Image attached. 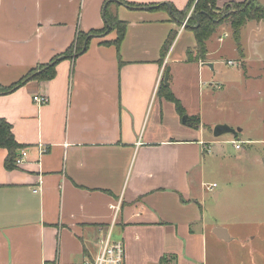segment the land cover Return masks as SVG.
<instances>
[{
	"label": "crops",
	"instance_id": "0c3cea01",
	"mask_svg": "<svg viewBox=\"0 0 264 264\" xmlns=\"http://www.w3.org/2000/svg\"><path fill=\"white\" fill-rule=\"evenodd\" d=\"M124 1L134 5L0 0L1 86L63 54L78 31L102 29L105 9L125 22L118 48L115 30L92 35L82 53L60 55L51 79L0 93V118L11 126L17 153L27 152L22 165L6 169L0 147V264H84L108 230L124 245L123 264H208L233 239L219 238L204 212V189L219 197L202 181L203 143L210 140L180 93L194 64L199 74L204 65L214 69L209 38L205 59H188L194 34L192 42L185 32L191 28L180 29L171 6L182 11L189 0ZM170 31L174 39L162 56ZM167 67V87L188 120L198 116V126L183 122L160 93ZM35 94L48 101L38 106Z\"/></svg>",
	"mask_w": 264,
	"mask_h": 264
},
{
	"label": "rangeland",
	"instance_id": "374dc122",
	"mask_svg": "<svg viewBox=\"0 0 264 264\" xmlns=\"http://www.w3.org/2000/svg\"><path fill=\"white\" fill-rule=\"evenodd\" d=\"M229 18L208 40L214 69L204 65L199 74L194 64L185 79L190 91L183 80L180 93L188 109L201 117L205 139L210 140L205 144L209 150L204 148L202 181L215 183L212 189L219 191V197L204 189V212L211 224L224 227L233 238L228 245L221 244L208 264H264V19L259 24L248 19L241 27L242 56ZM185 32L193 42V31ZM218 124L240 131L215 137L213 128ZM233 139L241 141L239 148L230 142Z\"/></svg>",
	"mask_w": 264,
	"mask_h": 264
},
{
	"label": "trees",
	"instance_id": "16d2710c",
	"mask_svg": "<svg viewBox=\"0 0 264 264\" xmlns=\"http://www.w3.org/2000/svg\"><path fill=\"white\" fill-rule=\"evenodd\" d=\"M127 5H134L132 3H127L124 0H118ZM192 6L191 12L188 17L187 26L191 28L195 38V46L193 50L187 51L188 59L193 60H203L206 57V40L214 33L216 28L220 25V22L227 17L229 18L232 35L237 43V48L242 54V48L239 42L240 30L244 25L246 20L254 19L260 20L264 18V7L259 5L256 0H244L242 2H230L224 4L219 8L216 4V0H189L186 8L182 11L176 10L171 6L172 15L180 19V22L186 16L188 10ZM159 8H166L165 3L157 4ZM220 9H223L221 13H217ZM196 14L198 16L196 17ZM225 14V15H224ZM105 25L102 29L91 30L89 32L78 31L71 45L65 50L61 56L74 57L82 53L88 45L90 36L99 35L107 30H115L116 38L113 41L114 45L118 48L120 41L124 36L125 22L118 19L115 15L109 14L107 9L104 12ZM174 39V31H170L168 37L164 41L161 47V55H165L172 40ZM86 43L84 44V42ZM60 55H56L51 58L47 63L38 64L33 69L28 71L24 76H22L16 82L10 84L9 86L0 85V93H9L16 89L17 87L23 85L28 80H47L54 77L56 73L55 66L59 61ZM160 93L165 97V99L174 103L176 110L181 116L184 115V110L180 101L173 95L169 87L163 83V79L160 82L159 87ZM187 121L193 125L198 126L199 118L198 116H192L187 118ZM0 147L6 149V156L4 159V167L6 169H12L15 167L14 160L17 155V150L20 145L15 141L13 133L11 132L10 124L3 118H0ZM165 256L160 259V262H165Z\"/></svg>",
	"mask_w": 264,
	"mask_h": 264
},
{
	"label": "built area",
	"instance_id": "2783aa9c",
	"mask_svg": "<svg viewBox=\"0 0 264 264\" xmlns=\"http://www.w3.org/2000/svg\"><path fill=\"white\" fill-rule=\"evenodd\" d=\"M191 12V10H190ZM190 14V13H189ZM189 14L183 18V20L180 22V29H183L187 26L188 17ZM226 36V34H224ZM218 40H222V37H219ZM228 64L232 65L234 64L232 61H228ZM219 87V85H217ZM32 100L35 104L38 106H41L45 104L48 101V98L46 95L43 94H35L32 97ZM230 142L233 144L235 148L240 147L241 141L236 140H230ZM206 143H203V146L205 150H209V145L206 147ZM43 148H40V151H42ZM27 157V152L25 149H20L17 153L14 164L16 166L22 165ZM215 183L211 185V187H214ZM34 191H37V188L34 189ZM110 207L114 210H116L117 206L114 204H111ZM124 245L121 241H113L110 238V230H108L107 234L99 240V250L95 256V258L92 261L85 262L84 264H123L124 262ZM40 264H57V263H40Z\"/></svg>",
	"mask_w": 264,
	"mask_h": 264
},
{
	"label": "water",
	"instance_id": "95a60500",
	"mask_svg": "<svg viewBox=\"0 0 264 264\" xmlns=\"http://www.w3.org/2000/svg\"><path fill=\"white\" fill-rule=\"evenodd\" d=\"M198 16V14H196V17ZM86 43V41L84 42V44ZM169 67L166 68V71L164 73L163 76V83L168 86L169 82H168V72H169ZM187 115H183L182 116V121L186 122L187 120ZM240 131V128H231L229 125L227 124H218L213 128V136L218 137L224 133H231L233 135H236L238 132ZM213 232L219 237L222 238L224 240H230L231 237L229 236V233L227 232V230L224 227L221 226H216L213 228Z\"/></svg>",
	"mask_w": 264,
	"mask_h": 264
}]
</instances>
